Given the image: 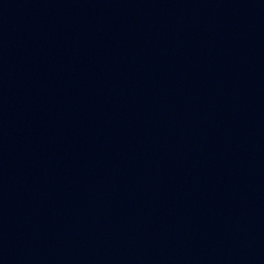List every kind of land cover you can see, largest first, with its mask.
Segmentation results:
<instances>
[{
	"label": "water",
	"instance_id": "95a60500",
	"mask_svg": "<svg viewBox=\"0 0 264 264\" xmlns=\"http://www.w3.org/2000/svg\"><path fill=\"white\" fill-rule=\"evenodd\" d=\"M0 264H264V87L0 245Z\"/></svg>",
	"mask_w": 264,
	"mask_h": 264
}]
</instances>
